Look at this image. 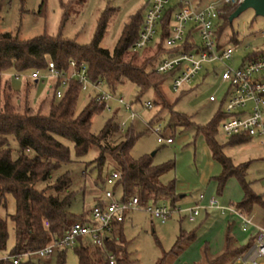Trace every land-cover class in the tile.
Returning a JSON list of instances; mask_svg holds the SVG:
<instances>
[{
	"label": "trees",
	"instance_id": "1",
	"mask_svg": "<svg viewBox=\"0 0 264 264\" xmlns=\"http://www.w3.org/2000/svg\"><path fill=\"white\" fill-rule=\"evenodd\" d=\"M72 1L61 4L65 12ZM234 10L235 8L224 6L218 14L219 26L216 30V41L219 48L238 44V35L228 32L232 24L229 23V17ZM171 15L172 8L166 11L161 21L160 40L156 45L154 58L156 56L158 58L163 52H173V49L169 50L164 45L169 35L168 26ZM66 17L65 13L62 21ZM256 18L259 17L255 16L250 26L254 24ZM141 24V16H133L125 25L112 52L99 47L105 27L104 15L99 21L98 31L93 41L85 46L77 45L74 41L60 36L43 35L21 41L16 35L0 31V77L8 73L29 77L34 71L43 75L48 63H53L56 70L62 73L68 70L69 62H75L77 65H86L90 81L101 82L103 89L110 94H115L117 86L128 82L136 88V100H139L146 92L152 91L156 98L155 103L160 105L161 109H171L161 90L162 84L168 81L171 74H156L151 68L154 58L143 60L139 65L135 62L137 53L132 50V46L138 39ZM184 48L187 51L189 45L185 44ZM129 53H133L134 56L127 58ZM250 55L264 56V49L253 51L248 56L251 57ZM41 79L40 77L36 81L39 83ZM49 80L52 97L46 115L33 114L28 106L21 111L11 105L9 95L0 97V203L4 202L6 196H11L15 202V212L10 216L14 243L10 252L7 253L8 256L34 252L53 241L60 240L64 230L69 226L68 221L75 218V215L69 212L76 194L71 190V174L69 171L61 172L63 166L72 163L70 149L63 141L72 145L76 158L84 157L92 147H95L98 155L93 163L98 171L106 165L107 156L110 157L113 162L112 171L120 174V179L116 181L112 189L115 192L117 189L121 190V201L136 197L141 207L160 202L168 204L171 208L178 207L179 195L175 189V179L166 183L160 180L161 176L175 169L173 161L155 165L151 156L133 158L131 150L139 134L135 133L130 126L129 129L124 130L118 140L113 139L119 132V124L113 118L104 124L98 134H93L91 132L92 118L95 115H101L105 111L104 106L97 104L92 94L87 93V105L77 113L79 97L84 93L81 87L76 82L69 81L62 96L56 98L55 92L59 89L60 80L52 78ZM10 92L16 93L8 86V93ZM171 114L169 126H179L184 129L194 127L197 133L203 135L212 159L219 163L221 171L215 177L216 194L221 195L225 182L233 177L243 191V198L232 206L242 215H248L255 205L264 209L261 196L257 195L251 189L250 183L245 180L243 164L234 165L216 141L217 130L226 116L219 111L206 125L196 126L185 115L172 111ZM228 139L232 145H242L252 141L251 138L244 136ZM97 181L105 185L100 174L97 176ZM92 207H87L88 210H84L86 207L82 208V211L87 213L84 217L87 222H89L88 216ZM128 213L125 214V218ZM123 222L113 230L111 239L100 251L92 249L86 238L79 239L78 243L71 248L77 257L78 264H109L106 259L109 254L114 256L115 264H132L123 235ZM193 239V232L186 233L180 230L171 252H181ZM254 240L255 236L248 245L235 247L233 239L227 232L223 252L209 257L204 249L201 264H221L227 259H230L227 261L228 264H236L237 259L242 257ZM7 241V224L0 218V254L6 252ZM68 249L62 248L55 251L51 256L54 264H66ZM164 256L165 254L157 264H163ZM0 264L13 263L10 260H0ZM18 264H36V262L29 258Z\"/></svg>",
	"mask_w": 264,
	"mask_h": 264
},
{
	"label": "rangeland",
	"instance_id": "2",
	"mask_svg": "<svg viewBox=\"0 0 264 264\" xmlns=\"http://www.w3.org/2000/svg\"><path fill=\"white\" fill-rule=\"evenodd\" d=\"M69 1L0 0V31L16 35L21 41H28L43 35L60 36L63 39L74 41L77 45L85 46L93 41L98 31L99 21L104 15L105 27L99 47L112 52L130 19L136 15L143 18L145 13L144 0H73L65 12L61 4H67ZM208 1L213 0H203L202 4ZM65 13L67 17L62 21ZM254 18V12L251 9L244 11L233 20L228 32L238 35V41H240L242 35L248 36L250 31L252 32L250 24ZM159 40L160 31L158 30L153 41L143 50L136 52L138 57H135V62L137 65L141 64L143 60L154 58ZM242 44L235 50L233 59L226 63L228 67H238L241 61L254 51L257 42L251 41L247 37ZM246 46L249 47L246 48ZM167 55L168 53L163 52L158 58L156 56L151 68L154 70ZM133 56V53H129L127 58ZM213 68L214 74L210 72ZM223 69L224 66L221 65H205L189 84L177 92L170 89L168 79L165 84H162L161 90L171 109H161L160 105L155 103L156 98L152 91L146 92L139 100H136L137 92L134 85L128 82L119 85L115 88L114 93L121 96L125 104L130 105L131 112L135 114V117L129 118L128 111L124 109L123 105L111 101V112L104 111L101 115H95L92 118L91 132L98 134L111 118L115 119L116 123L126 120V129L132 126L134 132L139 134V138L131 150L133 158L151 156L155 165L173 161L175 169L161 176V182L166 183L171 179H175L176 183L189 182L193 184L192 190L199 192L206 188L212 178L220 174V166L212 159L203 135L197 133L194 127L184 129L179 126H169L171 111L187 116L196 126L209 123L217 112L222 110L223 97L228 89V85L219 79ZM46 75H48L47 71L41 75L42 79L39 83L32 84L34 80L29 79L28 75L4 74L0 77V97L9 95L11 105L21 111L28 106L32 109L33 114L46 115L52 97L50 80ZM8 86L18 94L8 93ZM210 95L215 96L216 101H209ZM87 102V92L84 91L77 103V113L87 105ZM147 102L152 104V108L145 107ZM150 129H159L162 137L171 138L172 143H157L156 135ZM122 133L118 132L113 139L118 140ZM216 141L222 146V152L234 165L243 164L245 180L250 183V187L255 192L262 194L264 198V147L257 144L255 140L247 144L232 145L229 143V139L222 134L220 126L217 130ZM63 142L70 149L72 163L63 166L61 172H70L71 190L76 192L75 200L69 207V212L74 214L75 218L69 220L68 225L81 221L87 222L84 218L87 213L84 210H88L87 207L91 208L98 200H104L103 193L109 189L97 181V176L100 174L104 181V178L113 169V162L107 156L106 165L98 171L93 163L98 155V150L95 147H92L84 157L76 158L72 145L66 141ZM233 188H237V186L234 185L232 190ZM115 194L116 199L120 200L121 190L117 189ZM217 197L221 200L219 196ZM83 207H86L83 210L84 213ZM14 212L15 202L11 196H6L4 202L0 203V218L4 219L7 224L8 241L6 252L0 256L7 255L14 243V231L10 221V216ZM82 213L83 215H81ZM199 220L200 218L193 223L184 222L181 229L191 230L201 224L196 232L201 237L203 231H207L209 224L201 221L200 223ZM262 220L264 228V218ZM178 228V220L175 215L162 224L157 220H152L143 211L129 212L122 224V229L128 245L129 257L133 261L132 264H157L163 258V254H165L163 264H192L195 256L193 255L195 253L193 246L185 253V256H181L180 252H171L176 236L179 234ZM212 242L213 244L218 243L220 247L222 238L218 242L216 240ZM201 251L203 254V250ZM229 260L227 259V261ZM32 261L36 264H54L52 257L48 260H38L33 257ZM227 261L221 264H228ZM66 264H78L77 257L71 248L66 252Z\"/></svg>",
	"mask_w": 264,
	"mask_h": 264
},
{
	"label": "built area",
	"instance_id": "3",
	"mask_svg": "<svg viewBox=\"0 0 264 264\" xmlns=\"http://www.w3.org/2000/svg\"><path fill=\"white\" fill-rule=\"evenodd\" d=\"M243 0H213L202 4L200 0H144L145 13L138 39L132 46L134 52L143 50L150 44L161 30V21L168 9L172 8L169 35L164 42L167 49L173 52L160 61L154 69L156 74L170 73V89L177 92L189 84L203 69L205 65H221L224 69L220 72L219 79L228 85L223 97L221 112L226 116L220 125L222 134L226 137L244 136L255 140L264 147V56H246L238 67H228L226 63L233 59L234 52L242 46L248 37L257 44L254 51L264 49V19L257 18L249 35H242L238 44L220 47L216 41V30L219 26L218 14L224 6L237 8ZM249 28V29H250ZM188 44L186 51L184 45ZM249 46H246V48ZM48 78L60 80L59 89L55 92L56 98L62 96L69 81L76 82L82 91L91 93L95 102L103 105L105 111L111 112L110 102L123 105L128 111L129 118L135 114L131 112L129 104H125L121 96L110 94L103 89L101 82L93 83L87 75L86 65H77L69 62L66 72L59 73L53 63H48L46 69ZM205 72H208L205 70ZM214 74V68L210 70ZM41 77L38 71L30 74L29 79L38 80ZM209 101H216V97L209 96ZM145 107L150 109L152 104L147 102ZM126 120L119 124V132L126 129ZM151 130V129H150ZM157 143L171 144V138H163L159 129H152ZM120 179L117 171L110 172L104 180L109 188L104 191L103 198L94 204L89 222H75L65 230L63 237L34 252H25L13 256L3 255L0 260H10L18 264L25 259L36 257L38 260L49 259L56 250L74 247L79 239H88L92 249L102 250L108 242L113 230L123 222L125 214L134 211H143L152 220L165 223L173 215L184 214L191 222L195 221L201 209H215L220 214L229 213L236 215L241 220V229L245 232L249 227H254L255 211L248 215L240 214L232 205H223L216 197H210L203 204L204 195L198 196L199 203L190 208H171L168 204H148L139 206L136 197L127 201L116 199L113 185ZM254 244L246 253L237 259L236 264H264V228L255 225ZM109 264H115L114 256L106 257Z\"/></svg>",
	"mask_w": 264,
	"mask_h": 264
},
{
	"label": "crops",
	"instance_id": "4",
	"mask_svg": "<svg viewBox=\"0 0 264 264\" xmlns=\"http://www.w3.org/2000/svg\"><path fill=\"white\" fill-rule=\"evenodd\" d=\"M36 83L38 82L35 81V84ZM257 144L259 143L257 142ZM220 171H221V167H220ZM211 180L212 181L208 182L206 188L200 190L199 192L192 190L193 184L189 182H184V181L178 183L175 182V189L179 195L177 206L181 208L193 207L195 204L199 203L198 196L200 194L204 195V199L202 201L203 204H206L210 197H216L223 205L226 206L238 203L243 198V191L238 181L235 178L233 177L229 178L225 182L223 192L221 195H219L221 200L217 197L218 195L216 194L217 181L215 180V177L212 178ZM234 185H236L237 188H233L232 190V186L234 187ZM255 193L261 196L262 202L264 204L263 195L257 192ZM252 211L256 212V216L254 217V223H253L254 227L253 226L249 227L245 232H243L241 229V220L238 216L229 213H224L222 215L215 209H201L199 215L197 216L195 221H193L196 222L197 219L200 218L199 222L201 221L203 223L209 224L207 231H203L201 237H199L196 233L198 227H200L201 224H199L197 228H192L191 230H185V229L183 230L181 229V225L184 222H189V223H193V222L189 221L184 214H176L175 217L178 220V226H179L178 231L183 230L186 233L193 232L194 235V239L184 247V249L180 252V255L185 256V253L193 246L195 250V253L193 255L195 256L192 260V264H201L203 262V254L201 250L205 249L206 254L209 257L217 256L223 252L225 248V237L227 232H229L230 237L233 239L235 243V247H244L248 245L251 242V239L254 238L255 236V232H256L255 225L257 227H262L263 226L262 219L264 218V209L261 208L260 206L255 205ZM221 238H222V243L220 247L218 243L213 244L212 241L216 240V242H218L219 239ZM253 244L254 242L251 243V246Z\"/></svg>",
	"mask_w": 264,
	"mask_h": 264
},
{
	"label": "water",
	"instance_id": "5",
	"mask_svg": "<svg viewBox=\"0 0 264 264\" xmlns=\"http://www.w3.org/2000/svg\"><path fill=\"white\" fill-rule=\"evenodd\" d=\"M248 9L254 12V16L264 19V0H243L230 15L229 23H232L235 18Z\"/></svg>",
	"mask_w": 264,
	"mask_h": 264
}]
</instances>
